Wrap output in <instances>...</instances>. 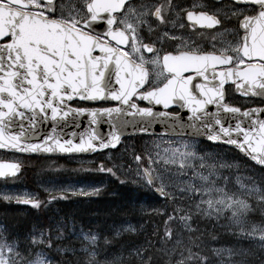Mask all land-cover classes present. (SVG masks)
<instances>
[{
  "label": "snow or ice",
  "instance_id": "6c2138e0",
  "mask_svg": "<svg viewBox=\"0 0 264 264\" xmlns=\"http://www.w3.org/2000/svg\"><path fill=\"white\" fill-rule=\"evenodd\" d=\"M226 84L244 96L264 98V0H0V148L95 151L115 147L129 125L143 133L159 120L168 124L166 131L233 145L264 167V119L256 115H264V106L241 109L227 103ZM74 98L115 103L73 107ZM82 114L91 130L86 125L78 141L75 133L64 139L58 125L75 123ZM103 117L107 132L96 128ZM225 118L234 126H226ZM49 120L52 130L37 132ZM33 138L36 142H28ZM194 147V141L174 148L169 142L156 154L157 162L163 159L184 177L176 188L155 174L151 153L134 156L148 163L138 175L147 185H158L155 191L169 202L157 210L164 217L159 239L175 245L158 251L169 257L166 264H255L239 241L258 240L264 255V222L249 219L255 207L264 210V176H246L238 164L209 163L207 154L198 155ZM222 169L234 175L224 176ZM18 170L16 163H0V176ZM99 170L116 175L103 164ZM55 198L48 195V201ZM15 199L37 208L41 204L27 194ZM222 218L234 242L211 234L203 240L194 226ZM121 231L135 233L136 228L117 227L111 237H103V246ZM61 237V232L53 236L52 229H40L22 247L0 231V264H54L50 253ZM101 246L97 232L81 229L71 246L56 245L55 252L75 257V264H125L122 254L99 259ZM149 253L147 245L129 249L135 264H153Z\"/></svg>",
  "mask_w": 264,
  "mask_h": 264
},
{
  "label": "trees",
  "instance_id": "16d2710c",
  "mask_svg": "<svg viewBox=\"0 0 264 264\" xmlns=\"http://www.w3.org/2000/svg\"><path fill=\"white\" fill-rule=\"evenodd\" d=\"M228 100L233 104L232 92L228 93ZM140 138L134 137L137 141ZM136 151L142 156L145 154L138 146ZM46 160H52L53 163H45ZM146 161L142 159L139 163L144 166ZM25 163H32L34 166L24 168L19 174L27 187L21 186L20 183L13 185L10 181L0 182V187L6 184L17 186V189H27L35 193L34 198L40 200L41 204L37 208L17 199L0 198V231L10 239H17L22 247H26L34 231L38 233L40 229H52L53 236L56 232H61L62 237L55 239L50 253L54 264H59L61 260H72L75 264V257L57 254L55 246H71L74 233L81 229L93 230L101 237L99 259H112L122 254L125 264H135V260L129 257V249L147 245L153 264H166L169 257L158 249L171 248L175 241L168 245L161 244L159 237L164 217L157 210L163 209L169 202L162 205L161 196L153 187H144L139 182L127 178L105 159L94 163H76L68 161L66 157H33L27 158ZM100 164L105 168H112L116 175L100 171ZM73 177L80 181L103 183V186L95 194L50 192L38 187L41 180H65ZM58 192L62 193V197L57 196ZM49 194L56 198L48 201ZM125 222L135 224L136 232H122L110 246L104 247L103 237H111L116 228ZM208 238L209 235L202 236L203 240Z\"/></svg>",
  "mask_w": 264,
  "mask_h": 264
},
{
  "label": "rangeland",
  "instance_id": "374dc122",
  "mask_svg": "<svg viewBox=\"0 0 264 264\" xmlns=\"http://www.w3.org/2000/svg\"><path fill=\"white\" fill-rule=\"evenodd\" d=\"M133 2H136L133 1ZM191 2V0H188ZM185 141L193 142L195 144L194 151L197 152L198 155H205L209 157L208 162L212 163L213 160L217 162L219 166L220 163L224 164H238L240 170L246 176H252L253 178H258L264 176V170H261L255 167L252 163L244 159L242 156L237 155L234 151L222 147V146H213L206 142H203L194 138H173V137H165V136H145L140 138L139 141L135 140L133 137L124 138L119 145L118 148L113 150H108L105 152L97 153L91 156H74L68 157L67 160L70 162L76 163H94L100 162L105 159L110 162L111 166L119 170V172L123 173L127 178L139 182L144 187H149L146 181L142 176L138 175V172L141 171V164L135 161L134 156L137 153L136 146L140 147L144 153H151L153 158L152 168L155 171L156 175L164 176L169 183L172 184L174 188L178 187L179 181H182L184 177L180 176L176 173V170L172 168L170 165H165L163 159H160L157 162L156 154L163 153L164 148L169 147V142H171V147H175L177 143H184ZM45 163H53L52 160H46ZM143 167H148V163ZM222 174L224 176H232L234 172H229L227 169H222ZM223 183V181H221ZM103 186V183H93L80 181L76 178H67L65 180L58 179H45L39 181L38 187L45 191H63L69 192L72 194L81 193H89V189H100ZM158 185H151L153 189ZM97 192V191H96ZM27 194L28 196H35V193L28 191L27 189H17L15 187L7 186L6 184L0 187V196H10L15 199V197L24 196ZM162 205L167 202L164 197L160 198ZM165 209V207H163ZM249 219L256 223L264 222V210L260 207H255L254 211L250 214ZM227 223L226 219L222 218L218 222H212L209 220L201 221L198 225H194L200 229V232L203 235L217 236L224 242H234L236 240L235 237H232L228 232L225 231L224 225ZM124 225H131L135 228V224L125 222L121 224L120 228H123ZM123 231H121L122 233ZM207 240V239H205ZM240 245L244 248L250 250L253 253L252 256L249 257L250 261L254 260L255 264H260V260L264 259V255L260 252L259 242L258 240H250L244 238L239 241Z\"/></svg>",
  "mask_w": 264,
  "mask_h": 264
},
{
  "label": "water",
  "instance_id": "95a60500",
  "mask_svg": "<svg viewBox=\"0 0 264 264\" xmlns=\"http://www.w3.org/2000/svg\"><path fill=\"white\" fill-rule=\"evenodd\" d=\"M98 27L102 29L103 28V24L98 25ZM226 85H228V84H226ZM238 93H239V95H241L243 97L252 96V95L244 96L240 92H238ZM260 98H262V97H260ZM74 100H79V99L78 98H74ZM262 100L264 101V98H262ZM140 102H143V103H145L147 105L146 101H140ZM87 103H99V101H97V102L88 101ZM105 103H115V102L114 101H108V102H105ZM249 109H251V108H249ZM157 110H161L160 106H157ZM178 111H180V110L178 109ZM181 115L182 116L186 115V113L181 112ZM256 115L258 116V118L264 119V115H261L259 113H257ZM106 121H107L106 117H103V118H101L98 121V124L96 125V128H97L98 131L107 132L109 130L110 126H109V124ZM225 124H226V126H228L229 124L234 126V121H231V120H228L227 118H225ZM86 125H88V130H91V126H90L89 118H88L87 114H82L75 123L69 122L68 124H60V125H58V130H62L61 131V135H62V137L64 139H67L69 137L70 133H75V136L73 138H74V140L78 141L79 140V134L81 132L85 131ZM244 126L247 127L248 123L245 122ZM167 129H168V124H161V122L159 120H157L156 122H154V123H152L150 125V130L148 132H143V133L138 131V130L134 131L133 127L131 125H129V126H127L124 129L123 134L120 137V141H121V139L123 137H129V136H135V135H146V136L163 135V136L192 137L191 135H183V134L179 133V131H177V130L166 131ZM51 130H52V124H51L50 120L47 123H41L40 125H38V128H37V132L43 133L44 135H47ZM39 138L43 139V135H41ZM195 138L201 139V140L206 141V142H208L210 144H213V145H223V146L229 147V148L239 152L243 157L248 159L254 165L264 169V167L258 165L256 162L252 161L250 158L247 157V155L245 153H242L238 148H236L233 145H229V144L224 143L222 141H210V140H208L206 138V135L197 136ZM28 142H36V140H35V138H33L32 140H30ZM119 143L115 147L109 146L108 148H105V149H97L95 151H89V152H72V153H62V152H59V151H54V152H43V151H39V152H21V151L14 150V149H4V148H0V150L12 151V152L26 154V155H38V156H48V157L69 156V155H92V154H95V153H98V152H103V151L108 150V149H115L119 145ZM0 163H4L6 165V164H9V163H14V162H5V161H3V162H0ZM16 164H18V163H16ZM18 165H19V170L16 171L14 173V175H16L21 169L20 164H18ZM7 177H12V176H0V178H7Z\"/></svg>",
  "mask_w": 264,
  "mask_h": 264
},
{
  "label": "flooded vegetation",
  "instance_id": "af4514ba",
  "mask_svg": "<svg viewBox=\"0 0 264 264\" xmlns=\"http://www.w3.org/2000/svg\"><path fill=\"white\" fill-rule=\"evenodd\" d=\"M221 3L226 2V0H220ZM209 33V37H210ZM226 90L232 92V98H233V104L241 109L244 108H253V107H261L264 106V101L260 97H254V96H249V97H243L239 95V93L236 91L235 87L232 85H227ZM75 107H91L93 106L92 104H87L83 102H78V101H73L71 104ZM26 156L19 154V153H14V152H3L0 151V161H14V162H20L23 166L26 164L25 162ZM28 159H33V157H28ZM11 183L16 184L17 182L20 181L21 177L19 175L8 178ZM1 180H7V179H1Z\"/></svg>",
  "mask_w": 264,
  "mask_h": 264
}]
</instances>
